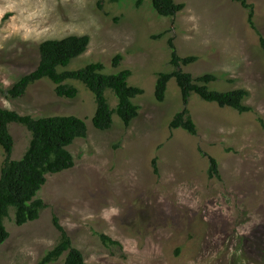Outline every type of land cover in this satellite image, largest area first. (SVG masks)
<instances>
[{
  "label": "rangeland",
  "instance_id": "374dc122",
  "mask_svg": "<svg viewBox=\"0 0 264 264\" xmlns=\"http://www.w3.org/2000/svg\"><path fill=\"white\" fill-rule=\"evenodd\" d=\"M0 0V108L22 116H75L86 121L89 136L69 151L75 167L48 176L38 198L47 207L38 221L16 225L0 249V264H41L61 239L58 218L87 264H264V48L248 23V12L233 0H176L186 8L164 18L151 0ZM255 6V23L264 38V0ZM88 36V51L67 68L80 70L101 62L105 74L130 70V85L140 115L127 128L114 116L110 131L94 128V95L72 82L79 94L60 98L49 80L33 85L20 99L6 95L40 62L39 47L49 40ZM182 66L195 78L218 77L210 89L246 90L252 112L190 99L197 134L172 129L183 110L175 80L164 102L156 99L157 75L173 71L169 42ZM122 55L120 67L113 65ZM113 109L118 99L106 93ZM13 159L31 141L12 125ZM207 154L219 163L220 177L209 175ZM5 155L0 154L1 168ZM157 160L159 173H155ZM106 236L118 245L106 244ZM65 257L53 264H64Z\"/></svg>",
  "mask_w": 264,
  "mask_h": 264
},
{
  "label": "trees",
  "instance_id": "16d2710c",
  "mask_svg": "<svg viewBox=\"0 0 264 264\" xmlns=\"http://www.w3.org/2000/svg\"><path fill=\"white\" fill-rule=\"evenodd\" d=\"M141 0L138 5H142ZM248 12L250 27L260 36L264 48V38L255 23L256 11L248 0H233ZM154 10L164 18H175L186 8L176 0H151ZM88 36H70L62 40H49L39 47L40 62L36 70L23 77L6 95L11 99L24 97L29 89L43 81L49 80L56 86V94L60 98L75 99L79 90L72 82L83 84L95 97L96 112L92 118L94 128L101 132L110 131L114 126V116L117 115L124 125L129 128L139 117L140 108L134 100L145 94L144 89L130 85L133 73L123 70L115 75L105 74V66L95 62L86 67L71 71L67 68L72 62L84 55L90 46ZM172 72L157 75L155 85L156 99L164 102L168 86L175 80L182 92L183 110L179 112L171 123L172 129H183L191 135L197 134V125L189 110L190 99L197 95L203 101L217 104L220 108H230L240 114L252 112V108L245 105L249 96L246 90L217 92L210 89V84L216 83L218 77L206 74L195 78L192 74L182 71V66H190L198 58L189 56L182 58L178 54L173 40L169 42ZM123 60L122 55L115 57L113 65L117 69ZM107 91H112L118 99L115 109L107 99ZM21 125L31 134V141L25 154L20 160L13 159L15 140L11 134L12 125ZM89 136V127L85 120L75 116H51L34 118L22 116L15 111L0 108V154L3 152L5 160L1 168L0 177V249L10 238L6 221L11 212L15 213L16 225L23 227L40 219L46 209V203L38 198L45 187L48 176L58 175L75 167V160L69 148L78 140H85ZM204 156H208L204 154ZM209 157L211 178L220 177L219 163ZM155 173H159L157 160L154 161ZM54 225L61 233L58 244L48 252L41 264H53L65 257L64 264H87L83 253L73 246L68 233L62 228L58 218ZM106 244L118 245L106 236H102Z\"/></svg>",
  "mask_w": 264,
  "mask_h": 264
}]
</instances>
